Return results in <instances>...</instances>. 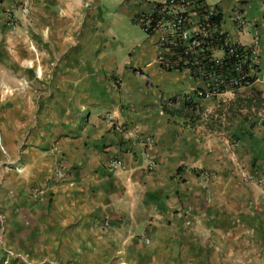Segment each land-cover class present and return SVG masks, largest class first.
Masks as SVG:
<instances>
[{
    "label": "crops",
    "instance_id": "0c3cea01",
    "mask_svg": "<svg viewBox=\"0 0 264 264\" xmlns=\"http://www.w3.org/2000/svg\"><path fill=\"white\" fill-rule=\"evenodd\" d=\"M86 1H0V264H264V0H206L258 40L251 84L208 98L134 22L161 0Z\"/></svg>",
    "mask_w": 264,
    "mask_h": 264
},
{
    "label": "built area",
    "instance_id": "2783aa9c",
    "mask_svg": "<svg viewBox=\"0 0 264 264\" xmlns=\"http://www.w3.org/2000/svg\"><path fill=\"white\" fill-rule=\"evenodd\" d=\"M1 1V0H0ZM34 0H18V6L25 20L30 19L31 4ZM92 0L85 2V7L91 5ZM221 12L209 5L206 0H161L153 7L137 15L134 22L144 32L157 36L159 48L157 62L166 70L187 71L192 77L203 79L205 86L198 90L199 97L208 98L223 91L246 87L251 84L250 72L245 66H250L255 58L258 47L257 38L249 43L232 42L223 32L221 22L215 19ZM237 28L245 32L247 22L242 14H237ZM230 58V59H229ZM229 59L227 62L224 60ZM224 63L226 71L219 69ZM117 129L124 132L123 126ZM0 149L8 152L0 140ZM152 157H149V168H154ZM9 160L7 165H14ZM123 167L120 159H111L109 169ZM21 170L22 166H16ZM66 170L63 159L54 169V179L63 180ZM0 221L3 215L0 211Z\"/></svg>",
    "mask_w": 264,
    "mask_h": 264
},
{
    "label": "rangeland",
    "instance_id": "374dc122",
    "mask_svg": "<svg viewBox=\"0 0 264 264\" xmlns=\"http://www.w3.org/2000/svg\"><path fill=\"white\" fill-rule=\"evenodd\" d=\"M257 12V8L254 6L250 11H249V14H248V17L250 19L253 20V18H255V14ZM0 122L5 120V118L7 117V114H8V110H7V100H8V95H7V92L3 91V89H7L6 91H8V83H9V80L8 78H6V75H7V71H6V68L8 67V64L6 63H1L0 64ZM4 67V68H2ZM2 75H4L5 77H1ZM0 155L1 156H5V154L1 151L0 149ZM18 258H22L21 256H17Z\"/></svg>",
    "mask_w": 264,
    "mask_h": 264
},
{
    "label": "trees",
    "instance_id": "16d2710c",
    "mask_svg": "<svg viewBox=\"0 0 264 264\" xmlns=\"http://www.w3.org/2000/svg\"><path fill=\"white\" fill-rule=\"evenodd\" d=\"M221 19H222V15L218 16V17L215 19V21H216L217 23H219ZM229 59H230V58H229ZM229 59L224 60V62H227ZM226 67H227V64L224 63L222 66L219 67V69H220L221 71H226ZM245 71H247V72L249 71V67H248V66H245ZM249 80H250V82L253 81L252 76L249 77ZM173 100H174V99H171L170 102L172 103ZM183 109H188V110H189V113H191V114L193 115V111H194V109H195V105H194L193 101H189V102L187 101V102H185L182 106H180L179 108L174 109V110H169V108H167L166 105H163V110H164L165 112L172 113V114H174L175 112H180V111L183 110Z\"/></svg>",
    "mask_w": 264,
    "mask_h": 264
}]
</instances>
